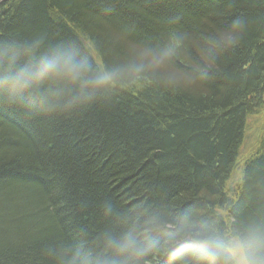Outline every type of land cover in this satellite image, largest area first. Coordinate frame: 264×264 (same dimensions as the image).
<instances>
[{"label":"trees","instance_id":"obj_1","mask_svg":"<svg viewBox=\"0 0 264 264\" xmlns=\"http://www.w3.org/2000/svg\"><path fill=\"white\" fill-rule=\"evenodd\" d=\"M236 19L241 43H220ZM34 30L126 71L62 120L0 106V264L90 247L109 197L169 206L195 194L225 222L264 220V135L232 176L264 111V0H0V36ZM169 50L164 71L149 66L145 52Z\"/></svg>","mask_w":264,"mask_h":264},{"label":"clouds","instance_id":"obj_2","mask_svg":"<svg viewBox=\"0 0 264 264\" xmlns=\"http://www.w3.org/2000/svg\"><path fill=\"white\" fill-rule=\"evenodd\" d=\"M243 23L221 30L219 42L238 46ZM170 51L145 52L164 71ZM126 69L101 67L67 41L42 30L0 36V106L32 121H55L88 107L121 85ZM129 203L102 202L104 225L90 247L64 242L57 264H264V220L224 219L196 203L152 206L142 196Z\"/></svg>","mask_w":264,"mask_h":264},{"label":"rangeland","instance_id":"obj_3","mask_svg":"<svg viewBox=\"0 0 264 264\" xmlns=\"http://www.w3.org/2000/svg\"><path fill=\"white\" fill-rule=\"evenodd\" d=\"M264 135V111L249 117L244 142L240 151L237 167L233 171V178L242 176V169L248 158L254 154Z\"/></svg>","mask_w":264,"mask_h":264}]
</instances>
